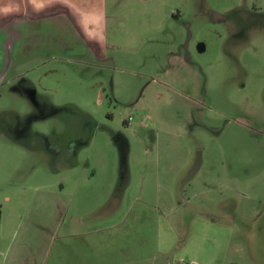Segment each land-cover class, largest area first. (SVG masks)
I'll return each mask as SVG.
<instances>
[{"label": "rangeland", "instance_id": "1", "mask_svg": "<svg viewBox=\"0 0 264 264\" xmlns=\"http://www.w3.org/2000/svg\"><path fill=\"white\" fill-rule=\"evenodd\" d=\"M105 7L0 51V264H264V0Z\"/></svg>", "mask_w": 264, "mask_h": 264}, {"label": "crops", "instance_id": "2", "mask_svg": "<svg viewBox=\"0 0 264 264\" xmlns=\"http://www.w3.org/2000/svg\"><path fill=\"white\" fill-rule=\"evenodd\" d=\"M105 1L106 0H0V36L3 37L0 44V51L2 48L11 47L14 49L21 44L28 27H31L33 31H41L42 29L37 28L39 26L40 28L45 27L54 17L61 18L64 24L68 26V31H72V35L76 36L79 41H81V38L85 37L83 33H89V39L95 41L97 38L94 36L93 30L95 27H99L100 32H104V35H102L103 41H100L101 43L99 46L101 47L102 44L106 45L108 39L105 33ZM43 18L46 24H43L41 21L36 23L38 19L41 20ZM49 41H51V39H49ZM4 51L1 53H4ZM192 223L193 230L190 232L188 242L192 248H194L195 245L200 248V250H196L199 251V255L206 254L209 250L205 249H210L212 247L209 242L205 244L207 240L202 241V239L205 238L200 237V230L204 229V231H207L208 226L217 227L218 224L214 222L210 224V222L203 218H196ZM221 227L218 226L215 229L213 228L212 231H219ZM215 234L216 235H212V241L215 239L220 243L225 242L224 237H222L220 233L215 232ZM105 246L106 245H104V247ZM120 247L117 248L118 250L113 249L112 251L121 255V261H132V255H136L137 250H121L122 247ZM136 257L137 255L135 258ZM140 261L136 263L153 264V261L149 260V258H141ZM203 263L210 264L211 261L210 263Z\"/></svg>", "mask_w": 264, "mask_h": 264}]
</instances>
